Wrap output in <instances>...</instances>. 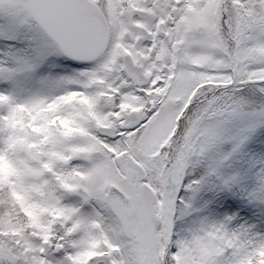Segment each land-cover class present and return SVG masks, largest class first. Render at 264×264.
<instances>
[{
    "label": "snow or ice",
    "instance_id": "1",
    "mask_svg": "<svg viewBox=\"0 0 264 264\" xmlns=\"http://www.w3.org/2000/svg\"><path fill=\"white\" fill-rule=\"evenodd\" d=\"M0 264H264V0H0Z\"/></svg>",
    "mask_w": 264,
    "mask_h": 264
}]
</instances>
